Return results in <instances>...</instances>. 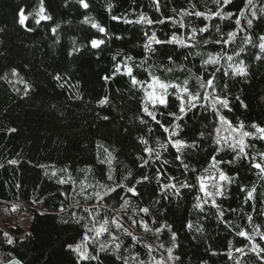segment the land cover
Returning a JSON list of instances; mask_svg holds the SVG:
<instances>
[{"label": "trees", "instance_id": "1", "mask_svg": "<svg viewBox=\"0 0 264 264\" xmlns=\"http://www.w3.org/2000/svg\"><path fill=\"white\" fill-rule=\"evenodd\" d=\"M86 2L88 9L82 8L78 0H44L52 20L36 25L30 17L22 27L18 22L20 9H24L25 14L32 12L38 8L39 0H0V264H76V254L70 251L68 245L80 242L84 229L74 222L73 213L76 217H86L81 223H87V213L83 207L97 204L94 199L86 202L79 193L82 187L91 193L97 180L109 183L106 180L107 165L97 163L98 151L103 157V150L97 148L98 144L108 148L116 157L113 168L117 176L131 170L137 178L144 174L150 177L149 181L137 185L138 197L122 193L130 199L127 209L117 213L115 209L120 207L122 201L106 198L105 202L112 207L101 209V216L97 217L99 220L104 216H117L125 228L141 235V241L133 243L130 237L113 228V234L119 237L117 242H123L120 255L138 254L139 259L148 261V250L144 247L147 243L152 248V257L157 260L163 258L164 264H264V252L257 254L249 251V242L236 235L240 229L251 233L256 226L264 231V178L250 167V161L221 165L236 177V183L228 186L225 197L217 198V202L226 210L225 216L220 218L224 223L216 218V210L211 207V202L202 203V212L193 207L196 196L203 195L195 188H181L178 196L174 190H166L165 198V193L159 190L155 181L160 163L153 159L149 166L140 168L141 161L137 159L138 156L147 158L138 137L148 139L150 147H156L157 138H165L154 122L149 121L147 125L139 123L138 117L144 116L141 111L143 93L131 87L127 76H117L108 81L103 79L112 74L114 63L126 56L134 58L130 62L132 64H138L145 56H150L148 63L154 66L157 75L166 80L178 78V81H182L189 75L188 68L197 74L201 69L200 57L193 55L185 60L187 52L200 51L206 58L209 52L234 54L242 46L244 51L234 59L244 61L246 77H225L223 73L228 63L225 59L218 66L221 71L217 73V83L221 89L227 85L221 94L228 96L232 109L230 112L223 110V114L234 123L242 121L247 131H254L250 128L253 123L264 127V53L257 46L258 37L264 35V13L260 11L264 8V0H253L254 8H244L245 0H233L225 11L234 13V16L225 21L219 18L205 21L179 14L182 9L193 11L190 4H195L196 11H215L216 5L212 0H160L159 12L155 10L152 0ZM109 3L113 5L111 12L107 9ZM241 8H244L247 19H253L252 12L256 13L251 28L247 26V19L241 18L243 31L235 24ZM173 9L176 11L173 12ZM140 13L153 20L164 17H172L177 22L183 20L189 27L180 28L179 23L173 26L171 21L148 26L110 18L118 16L135 21ZM85 16L93 17L104 26L108 35L101 37L90 24L82 23ZM204 24L209 25V31L202 37L198 34L197 39L215 40L221 35L227 39V32L236 31L235 41L224 48L214 43L201 44L193 49L153 45L158 49L155 53H146L143 48L146 32L151 35L155 31L159 38L166 39L173 32L186 36L190 27H203ZM217 24L221 27V33L215 30ZM56 25L59 28L54 35L51 29ZM246 35L252 37V43H243ZM93 38H103L106 43L100 49H92L90 41ZM74 48L79 51H74ZM69 52L73 54L69 55ZM117 53L120 55L114 62L112 56ZM169 55L174 59L173 65L168 63ZM181 64L185 66L183 71L176 70L167 75L159 69V65L178 69ZM215 67L209 66V72L214 71ZM13 69L17 76L12 75ZM228 71L231 72L230 69ZM134 73L141 80L147 75L136 68ZM57 75L61 77L59 81L54 78ZM190 83L195 90V80ZM105 96L109 103L101 107L98 100ZM237 96L239 100L235 99ZM241 102L244 106H241ZM202 103L208 105V101ZM104 116L109 119H103ZM158 118L163 122V117ZM144 119L149 118L144 116ZM216 126L212 112L203 108L193 109L184 117L181 138L187 143L195 140L199 147L185 149V153L191 155H187L184 162L189 164L190 169L195 168V173L185 172L178 167L179 162L173 161L174 149L170 153H163L170 164L162 172L175 176L177 179L173 183L177 186L185 178L195 184L196 176L205 174L204 169L209 167L212 150L216 147L212 142ZM148 127L153 129L152 133L148 132ZM201 132L204 133L203 138L200 137ZM246 140L255 145V148L246 149L249 154L264 150V141ZM222 155L228 160L234 153ZM10 160L17 163L9 164ZM88 166L93 168L92 173L80 171ZM65 167L69 169L67 174L58 171L57 177L50 178L52 171ZM68 175L75 183L56 182L58 178H67ZM161 180L168 182L163 175ZM81 181L85 183L82 185ZM89 184L93 187H87ZM239 185L247 189L254 186V199L244 202L245 193L239 191ZM76 201L80 202L79 207ZM139 207H148L150 215L133 211ZM62 208L64 211H61ZM248 215L253 217L252 221L247 219ZM141 217L153 231L144 232L139 223L132 226L133 219L138 222ZM165 223L171 225V231L176 232V246L172 254L179 257L178 260L169 261L167 258L166 249L172 247L171 231L162 229L159 234L154 232L156 227ZM189 223L193 225L192 229L186 227ZM196 227L202 231L197 232ZM9 238L12 243H8ZM107 239V233L100 237L101 241ZM229 241L232 242L231 246ZM255 242L264 247V241L259 236L255 237ZM98 246L90 244L89 250L95 254ZM108 247L111 249L114 245L109 243ZM230 247L231 257L228 255ZM237 248H244V252H237ZM100 257L102 264H122L110 252L100 253ZM81 264L86 262L82 261ZM129 264L135 262L130 260Z\"/></svg>", "mask_w": 264, "mask_h": 264}, {"label": "snow or ice", "instance_id": "2", "mask_svg": "<svg viewBox=\"0 0 264 264\" xmlns=\"http://www.w3.org/2000/svg\"><path fill=\"white\" fill-rule=\"evenodd\" d=\"M80 6L84 9H88L89 4L86 0H78ZM212 3L216 5L215 11H196L195 4H190V7L193 11H189L188 9H182L179 13L181 17L185 16H195L196 18H203L205 21L212 20L213 18H219L221 21L231 20L234 16V13L230 11H225V8L233 3V0H212ZM152 4L155 6V10L159 12L160 9V0H152ZM255 7L253 4V0H245L244 8ZM113 5L109 3L107 5V9L111 12ZM244 8L239 10V15L235 18V24L237 28H240L241 31V18H246ZM176 9H173L175 12ZM261 13H264V8L260 9ZM256 13L252 12L253 19L255 18ZM33 18L36 25H40L42 21H50L52 17L47 13L46 8L44 6V0H39L38 8L34 9L32 12H28L25 14L24 9H20L19 12V24L23 27L25 22L29 18ZM110 18L114 21H123L124 23H135V24H144L151 26L154 23L165 24L166 21H171L173 26H176L179 23L180 28L189 27L186 25L183 20L177 22L172 17H164L157 20H153L149 18L146 14L140 13L139 17L135 21L128 20L126 17H118V16H110ZM253 19H247L248 28L252 27ZM82 23L90 24L93 29H95L101 37L107 36V29L98 23L93 17L85 16ZM59 25H56L51 29L52 33L55 35ZM31 31L32 29H28ZM215 30L217 33H221V27L219 24L215 25ZM209 31V25L204 24L203 27H190L189 33L185 35H177L173 32L166 39H161L157 36L155 31L151 32V35L145 33V42L143 44V48L146 53H155L158 49L153 47V45L167 46V45H175L181 49H193L197 46L204 44L207 45L209 43H214L221 45L222 48L226 47L230 43H233L236 38V31L227 32V39L220 36L219 39L212 40L208 39H197L198 34L202 37L204 33ZM120 39V37H116ZM259 50L261 53H264V35H260L258 37ZM58 40V38H57ZM106 43L103 38H93L90 41V45L92 49H100L101 45ZM244 44L252 43V37L246 35L243 38ZM74 51H79V49H75ZM244 48L241 46L238 52L234 54H228L224 52L223 55L220 53L213 54L211 52L206 54L201 53L200 51H196L195 53L189 51L184 55V59L187 60L190 56L200 57L201 69L198 70L200 74L193 73L191 68L187 69L189 75L183 79L182 81L172 80V79H163L161 76L157 75L154 70V66L148 63L150 56H145V58L138 64H132L134 58L132 56H126L120 62H116L113 65V72L110 76H105L103 79L105 81L111 80L117 76H127L130 82V85L133 89L140 90L143 95L141 97V111L144 116L149 119H144V116L138 117L139 123L142 125L149 124V121L154 122L160 130H162V134L165 138L162 140L157 138L155 141L156 147L149 146V140L144 136L138 137V140L141 145H143V152L147 154V158L144 156H138L137 159L141 161L139 164L140 168H144L149 166L151 160H155L160 163V167L156 169L155 173V181L159 186V190L165 193V198H167V191L174 190L175 194L178 196L180 194V189H197L199 193L203 195L196 196V203L193 205L194 208L204 211L202 207L203 204H208L211 202V207L216 210V218L219 222L224 223L220 218L225 216V209L221 207V204L217 202L218 197H225L228 186L236 183V177L230 175L228 171H226L221 165H233L236 164L240 160H249L250 167L252 169L257 170V175L261 178H264V150L257 151L252 154H249L246 149L255 148L254 144H250L246 138L255 139L264 141V127H261L255 123L250 125L251 129L254 131L245 130V125L242 121L234 123L229 120L226 115L223 114V110L231 111V101L229 100L226 94L222 95L221 93L225 91L227 85L225 84L224 88H219L217 83L219 77L217 73L221 71V68L218 67L221 65V60L225 59L228 63L226 65V69L223 73L225 77L231 75L232 77H246L247 70L246 65L243 60H239L238 62L234 59L235 57H239L240 52H243ZM73 52H69V55H72ZM120 53L112 56V60L117 61V56ZM260 59V56L256 57ZM169 65H173L174 59L171 55L168 56ZM209 66H217L214 68V71L209 72ZM134 68L141 69L144 73H147L145 79L141 80L137 78V74L134 73ZM160 71L164 72L166 75L168 73H172L176 70L183 71L185 66L181 64L179 68H174L166 65H159ZM228 69L231 70L229 73ZM203 73H207L204 75ZM12 75L17 76L15 69L12 70ZM56 80H60L61 77L57 75L54 77ZM191 80H195L196 89L193 90V87L190 83ZM25 92H27V88H25ZM79 99V96H77ZM239 100L240 98L237 96L235 98ZM202 101H208V105L202 103ZM109 103V99L107 96L98 100L99 106L103 107ZM241 106H244L241 102ZM203 108L205 110H210L217 121V126L214 131L216 133L215 136L212 137V142L216 146L212 150L211 160L209 162V167L204 169V175L196 176V183H189L187 178L183 181H179V186L176 183H173L177 178L173 175H170L168 172H162V169L170 164V161L167 158L163 157V153H170L172 149L175 150V155L173 156V161H178V167H182L185 172L191 171L193 173L196 172L195 168L190 169L189 164L184 162V159L187 155H191V153H185V149H196L199 145L193 140L192 143H187L183 138H181V133L183 132V120L184 117L192 112L193 109ZM163 117V122L160 118ZM169 117L171 119H169ZM103 119H109L108 116H104ZM179 121L180 123H177ZM148 132L152 133L153 129L148 127ZM11 132H15L16 129H9ZM200 137H204V133H200ZM98 149L103 150V157H101L100 152L97 153V163L101 165H107L108 171L106 173V180L109 183L102 182L100 180L96 181L95 186L93 187L89 184L87 187H93V191L91 193L87 192L86 187H82L79 195H82L84 200H96L97 204H93L91 207L84 206L83 211L87 213V223H81L86 219L84 216L76 217V214L73 213L74 222L78 225H81L84 229V233L82 235V239L80 242L75 244H69L68 248L70 251L76 254L77 261L76 264H81V262H86V264H102L100 253L110 252L112 255H115V259L117 261H121L122 264H129L130 260L134 261L135 264H164L163 258L155 259L152 257L151 252L152 248L149 244L145 243L144 247L148 250L149 260L144 261L139 259V255H131V256H122L120 255V249L122 246V241L117 242L119 237L113 234L112 229L114 228L116 231H122L123 235L130 237L133 243H139L141 241V235L139 233L134 234L133 231L129 230V228H125L121 220L117 216L107 217L104 216L102 219H97V217L101 216V209L111 208L112 206L106 203V198L119 202L120 207L115 209L117 213L121 212V210L127 209L130 206V199L124 194L130 193L132 197H138L140 194L137 189V185L144 183L145 181H149L150 177L147 174L141 175L139 178L134 176L131 170L127 171V174L117 176L113 163L116 157L113 155L108 148L104 147L102 144L97 145ZM227 152H232L234 155L231 159L225 160L222 154H226ZM9 164H16V160H10ZM68 173L69 169L67 167L59 170H54L51 172L52 177H57V172ZM80 171L85 173H92L93 168L91 166L86 167L85 169H80ZM47 174V173H46ZM167 178V183L162 182L161 176ZM131 181H134L132 183ZM58 184H67L69 182L75 183L72 180L70 175L67 178H58L56 181ZM85 182L81 181L83 185ZM119 190V191H118ZM239 191L241 193H245L244 202H248L254 199V193L256 188L253 186L251 189H247L243 185H239ZM158 203V201H157ZM76 206H80V202H75ZM15 210V208H14ZM61 211H64L62 208ZM134 212L138 211L139 213L145 214V216L150 215V209L148 207H139L134 208ZM232 211H235L232 209ZM264 214V213H262ZM131 219V218H130ZM249 221H252L253 217L251 215L247 216ZM67 223V221H64ZM139 223V226L143 228L144 232L153 231L152 228L149 227L148 223H146L141 217L140 221H136L133 219L132 226H135ZM153 223H156L153 220ZM187 228L192 229L193 225L191 223L186 225ZM162 229H169L171 231V225L167 223L162 224L160 227H156L154 232L159 234ZM197 232H201L202 229L200 227H196ZM107 233L108 239L105 241H101L100 237L104 236ZM7 235V234H5ZM236 235L244 238L249 242L251 247L249 251L254 253L264 252V247H262L259 243L255 242V237L259 236L261 241H264V231L260 230L259 226L253 228L251 233L247 232L244 229H240L236 232ZM171 241L172 247H168L166 249L168 253V260H178L179 257H174L173 247L176 246L177 235L176 232L171 231ZM8 243H12V240L9 238ZM109 243L113 244L114 247L109 249ZM231 241H229V245L231 246ZM98 244V248H96L95 254L89 250V245ZM160 247H163L161 245ZM247 247V245H246ZM127 251V249H125ZM237 252L243 253L244 248H237ZM229 257H231V247L228 252ZM239 264V262H237Z\"/></svg>", "mask_w": 264, "mask_h": 264}]
</instances>
